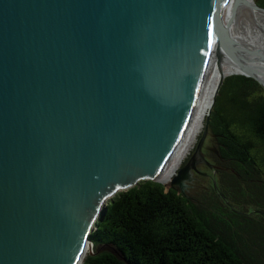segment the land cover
<instances>
[{
  "label": "water",
  "instance_id": "1",
  "mask_svg": "<svg viewBox=\"0 0 264 264\" xmlns=\"http://www.w3.org/2000/svg\"><path fill=\"white\" fill-rule=\"evenodd\" d=\"M248 7L264 9L0 0V264H81L109 198L158 179L204 100L214 57L221 74L202 135L170 186L187 194L198 163L219 168L203 144L226 76L264 86V48L241 30Z\"/></svg>",
  "mask_w": 264,
  "mask_h": 264
},
{
  "label": "trees",
  "instance_id": "2",
  "mask_svg": "<svg viewBox=\"0 0 264 264\" xmlns=\"http://www.w3.org/2000/svg\"><path fill=\"white\" fill-rule=\"evenodd\" d=\"M209 130L218 177L197 194L152 178L117 191L81 264H264V86L226 76Z\"/></svg>",
  "mask_w": 264,
  "mask_h": 264
},
{
  "label": "bare ground",
  "instance_id": "3",
  "mask_svg": "<svg viewBox=\"0 0 264 264\" xmlns=\"http://www.w3.org/2000/svg\"><path fill=\"white\" fill-rule=\"evenodd\" d=\"M246 18L242 21L241 30L245 35H247L253 41L261 44L264 48V9L258 8H246ZM262 70H258L257 73L261 74V77L264 79V63L261 62L257 64ZM225 73L230 72L232 66H225ZM221 71L217 65L216 57L211 63L209 72L206 77V81L203 85L200 96L204 97V100L198 109V111L193 114L192 119L184 132L181 140L178 143V146L171 156L168 163L157 175V178L160 180L170 179L172 174L176 171L178 165L180 164L184 155L189 151L191 145L197 133L200 131L203 126L204 119L207 115L208 110L211 107V102L213 95L216 89L218 79L220 77Z\"/></svg>",
  "mask_w": 264,
  "mask_h": 264
},
{
  "label": "rangeland",
  "instance_id": "4",
  "mask_svg": "<svg viewBox=\"0 0 264 264\" xmlns=\"http://www.w3.org/2000/svg\"><path fill=\"white\" fill-rule=\"evenodd\" d=\"M216 111H221V108L220 107L216 108ZM232 112L233 111H228L227 114L228 115H231ZM205 119H206V117H205ZM205 119H204L203 126L201 127L200 131L197 133V136L195 137V139L193 141V144L191 145L189 151L182 158V160H181L180 164L178 165L176 171L172 174V176H171L170 179H168V180L165 179V181H168V182H166L167 186H170V183H171V180L173 179V177L178 173L179 169L184 166V164L187 162L188 158L194 152L195 147H196V144L198 142V139H199V137L202 134V131L204 129ZM216 149H217L216 139L214 138L212 132L209 130V132H208V134H207V136L205 138L204 144H203V150L205 151L206 155L209 158L212 159V158L215 157ZM200 168L201 169H204V170H209L210 171V174H213V172H215L213 170V168H211V167H209L208 165H205V164L204 165H200ZM214 175L215 174H213V176ZM212 177L211 176L210 177H207V176H204V175L199 174V177L194 182L191 183L192 185H190L189 188H186V192L192 193V194H197L198 192L204 190L205 187L207 186V184L210 182V179H212ZM162 181H164V180H162ZM189 182L190 181H188V183ZM177 187L179 188V186H177ZM263 259H264V256H263Z\"/></svg>",
  "mask_w": 264,
  "mask_h": 264
},
{
  "label": "flooded vegetation",
  "instance_id": "5",
  "mask_svg": "<svg viewBox=\"0 0 264 264\" xmlns=\"http://www.w3.org/2000/svg\"><path fill=\"white\" fill-rule=\"evenodd\" d=\"M207 156V155H206ZM208 157V156H207ZM209 158V157H208ZM210 159V158H209ZM207 165L206 163H204V162H200V163H198V165H197V169H194V172H193V175H194V178L192 179V180H190V182L188 183V186H187V188H189V186L190 185H192L191 183L192 182H194L198 177H199V174H201V175H204V176H207V177H212L213 176V174H215L214 176H216V177H218V174H219V172H218V169H214L213 168V170L215 171V172H213V174H210V171L209 170H204V169H201L200 168V165ZM206 171L207 173H201L200 171Z\"/></svg>",
  "mask_w": 264,
  "mask_h": 264
}]
</instances>
